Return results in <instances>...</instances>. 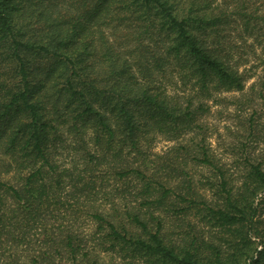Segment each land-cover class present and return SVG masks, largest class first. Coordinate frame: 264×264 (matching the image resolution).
Returning <instances> with one entry per match:
<instances>
[{"label": "trees", "instance_id": "trees-1", "mask_svg": "<svg viewBox=\"0 0 264 264\" xmlns=\"http://www.w3.org/2000/svg\"><path fill=\"white\" fill-rule=\"evenodd\" d=\"M247 39L264 0H0V264H264ZM233 93L229 162L205 119Z\"/></svg>", "mask_w": 264, "mask_h": 264}, {"label": "rangeland", "instance_id": "rangeland-1", "mask_svg": "<svg viewBox=\"0 0 264 264\" xmlns=\"http://www.w3.org/2000/svg\"><path fill=\"white\" fill-rule=\"evenodd\" d=\"M245 41L243 53L246 55L245 58L248 63L241 70H245L246 68V76L250 77L245 86L246 93L249 95L252 94L251 86L253 83L257 80L259 82V78L263 76L264 64L259 63V60H264V52L261 46L253 44L254 41L252 39ZM260 89L259 86L256 87V90L260 91ZM225 98L227 101L223 102L222 105L213 107L212 114L205 121L208 123L210 133L212 134L209 140L212 148L219 154H225L228 161L231 162L236 158V153L240 154L239 150H236L239 148L240 141H244L247 134L240 121L248 119L251 111L247 110L242 114L238 111L237 102L239 100L242 103L248 101L247 98H244L243 94H226ZM171 146V142L160 139L156 143L154 150L157 153H162Z\"/></svg>", "mask_w": 264, "mask_h": 264}]
</instances>
